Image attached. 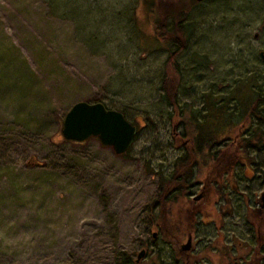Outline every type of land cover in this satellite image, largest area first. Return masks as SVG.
Returning a JSON list of instances; mask_svg holds the SVG:
<instances>
[{"label": "rangeland", "instance_id": "obj_1", "mask_svg": "<svg viewBox=\"0 0 264 264\" xmlns=\"http://www.w3.org/2000/svg\"><path fill=\"white\" fill-rule=\"evenodd\" d=\"M177 42L173 109L161 83ZM260 50L264 0H0V264H184L188 234L197 264H264V119L240 111L259 90L264 114ZM80 99L136 125L126 154L63 137ZM191 139L189 191L153 223ZM222 150L237 158L216 179Z\"/></svg>", "mask_w": 264, "mask_h": 264}, {"label": "trees", "instance_id": "obj_2", "mask_svg": "<svg viewBox=\"0 0 264 264\" xmlns=\"http://www.w3.org/2000/svg\"><path fill=\"white\" fill-rule=\"evenodd\" d=\"M194 1L197 2V0H194ZM161 25H162L161 22H160V25L159 24L157 26L155 25L156 31H157V37L159 39L166 40L167 42L175 41V39L171 38L170 35H168V37H166V34H163V31L165 29ZM167 32L170 33L171 31H167ZM182 46H184V43L182 44V43L177 42L175 50H172L168 53V56L165 59L166 75H164L165 77H163V80L161 83V87L163 88V91H164L163 95L168 100V102L173 106V109H175V106L178 105V103L176 101L177 100V89H178L177 86H178V84H177V80H176V76H175V74L177 73L176 69H177L178 63H177L175 57H176L177 53L180 51V49L182 48ZM253 93L255 96L253 99L254 101L251 103H248V104L246 102H242V105L240 107L241 108L240 111L247 110V112L249 113L248 115H250V116L255 115V116L260 117V119H264V114L259 111L257 104H256L257 100H260V98H262V95H260L259 90L256 92L254 91ZM251 98H252V95H251ZM232 99H234V98H232ZM98 101H100V100H98ZM215 105H216V103H214V104L211 103V104H209L208 107L211 108V107H214ZM105 106L108 107L107 105H105ZM109 108H112V107H109ZM209 109H208V111H209ZM223 110H224V106H223ZM120 111H122V110H120ZM123 114H124V112H123ZM240 114H243V113L240 112ZM172 115H173V113H172ZM175 115H177V113H175ZM252 135H253V133L247 137H242V139H244L243 143L244 142L250 143L251 142L250 137ZM173 137L177 138L175 136V134ZM194 140L195 139H191L192 144L188 146L189 148L187 149L186 153H184L183 155H180L174 159V167H172V171L170 173H168V175H161L160 176V180L158 181V187H159L158 194L154 199H152V203L157 204V205L159 203L160 205H158V206L161 207V210L158 211V213L156 212L155 216L154 215L152 216L153 223L157 224V222L159 220L158 217H160V214L162 212H164V208L166 206V203L176 201L179 197H184V193L185 192L187 193L189 191V187L191 186V183H192L190 178H191V175L193 172V165H195L197 163V158L199 157V154H200V152L197 148V146H198L197 141L194 142ZM208 141H210V140L207 139V142ZM229 142H231V141L227 140V143H229ZM130 148H131V145L122 154H126L130 150ZM205 148H207V147H205ZM236 158H237V155L233 156L231 153H227L226 150H222L220 153L214 154V156L212 157L213 162L210 165L211 168H210L209 172L214 174V177L216 179H217V175L218 176L220 175L222 177L221 172L225 168V166H226L225 164L226 163L231 164L232 162H234V160ZM162 215L165 216L164 213H162ZM163 220H165V218H163Z\"/></svg>", "mask_w": 264, "mask_h": 264}, {"label": "water", "instance_id": "obj_3", "mask_svg": "<svg viewBox=\"0 0 264 264\" xmlns=\"http://www.w3.org/2000/svg\"><path fill=\"white\" fill-rule=\"evenodd\" d=\"M201 1V0H197ZM264 60V50L259 51ZM137 127L129 121L122 111L106 107L102 101L76 100L65 111L62 118L61 133L65 139L82 141L96 136L104 145L111 146L116 153H123L132 144ZM201 194L194 196V199ZM156 232L153 231V236ZM191 245L190 234L180 250H188ZM145 254L140 248L134 258L138 262Z\"/></svg>", "mask_w": 264, "mask_h": 264}, {"label": "flooded vegetation", "instance_id": "obj_4", "mask_svg": "<svg viewBox=\"0 0 264 264\" xmlns=\"http://www.w3.org/2000/svg\"><path fill=\"white\" fill-rule=\"evenodd\" d=\"M189 235V234H188ZM189 249H190V247H189ZM183 251V250H182ZM183 255V256H182ZM189 255H190V253L189 252H187V250L185 251V252H181V255H180V257H176V259H175V262L176 263H178V262H184V264H197V262H198V260L197 259H195V260H193L192 261V259H189ZM141 260V259H140ZM139 260V261H140ZM184 260V261H183ZM139 261L138 262H135V260H134V263H139Z\"/></svg>", "mask_w": 264, "mask_h": 264}]
</instances>
